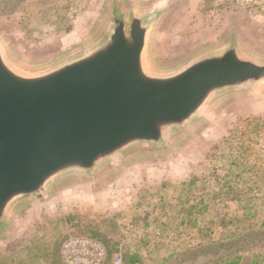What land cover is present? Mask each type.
<instances>
[{
	"label": "water",
	"instance_id": "obj_1",
	"mask_svg": "<svg viewBox=\"0 0 264 264\" xmlns=\"http://www.w3.org/2000/svg\"><path fill=\"white\" fill-rule=\"evenodd\" d=\"M107 7L87 43L43 66L22 65L0 39V238L15 239L34 214L102 206L139 177L181 169L215 123L189 142L190 132L264 87V57L235 33L170 67L152 62L162 7Z\"/></svg>",
	"mask_w": 264,
	"mask_h": 264
},
{
	"label": "rangeland",
	"instance_id": "obj_2",
	"mask_svg": "<svg viewBox=\"0 0 264 264\" xmlns=\"http://www.w3.org/2000/svg\"><path fill=\"white\" fill-rule=\"evenodd\" d=\"M128 1L138 10L164 9L153 35L152 62L157 54L173 67L221 43L230 33L237 35L247 52L264 57V0ZM108 2L0 0V39L22 65L43 66L87 43L104 23ZM246 98L239 107L229 99L220 103L210 121L184 138L190 142L195 133L204 132L206 124L215 123L208 138L198 141L193 151L189 149L190 161L181 169L139 177L122 193L124 203L156 208L149 216H139V223L147 220L148 225L132 234L144 239L151 254L144 264H217L235 257L241 264L264 263V209L236 211L216 206L207 218L198 219L196 229L189 226L194 216L188 210L189 195L196 191V200H191L198 204L204 199L207 169L214 187L222 170L264 172V87L239 99ZM185 142H177V152ZM99 213L92 204L66 203L51 212L34 214L15 239L0 238V264H61L59 249L68 232L100 239L111 254L119 241L117 227ZM111 233L114 236L109 237Z\"/></svg>",
	"mask_w": 264,
	"mask_h": 264
},
{
	"label": "crops",
	"instance_id": "obj_3",
	"mask_svg": "<svg viewBox=\"0 0 264 264\" xmlns=\"http://www.w3.org/2000/svg\"><path fill=\"white\" fill-rule=\"evenodd\" d=\"M257 162L258 161H256V163ZM204 173V199L200 200L198 204L197 201L193 202L191 200V197H194L196 200V191L190 193L189 195L188 210H193L192 213H194L191 221H189V226H192L194 229H196L198 226V219L201 216L207 218V212L212 209H218L216 206H219L221 210L236 211L264 209L263 171L256 170L255 168L251 170H245L244 168H241L235 171L222 170L220 181L217 183V187L213 186L214 178L211 176L212 173L210 170L207 169ZM151 176L153 175H148V177ZM234 190L235 195H230L229 193H233ZM122 196L123 195L105 203L102 206H97L98 212H100V215L102 214L101 216L108 218V220L114 221L113 224L117 227L115 236H118L119 240L117 245L119 243L123 244L124 259L127 261L136 262L138 264H144L146 257L150 256L151 254L149 253L148 249H146V246H144L142 243L144 242V239H141L139 236L133 237L132 234L134 230L140 231V228L148 225L147 220H145L144 224L141 225V223H139L141 221L139 216H145L146 214L151 215V213H153L152 211H155L156 208L154 207L153 209L147 210V207L143 205L142 207H138L137 205L124 203L122 200H120ZM180 204H178L179 209ZM183 205L185 206L187 203L183 202ZM210 216L213 218L212 214ZM132 221L133 224H130ZM134 222H138V224H134ZM212 223V226L216 225ZM112 236L114 235L111 233L109 237ZM152 249H155V247ZM168 255H164V258L170 256Z\"/></svg>",
	"mask_w": 264,
	"mask_h": 264
},
{
	"label": "built area",
	"instance_id": "obj_4",
	"mask_svg": "<svg viewBox=\"0 0 264 264\" xmlns=\"http://www.w3.org/2000/svg\"><path fill=\"white\" fill-rule=\"evenodd\" d=\"M59 258L61 264H138L124 259L122 243L110 254L100 239L69 232L61 242Z\"/></svg>",
	"mask_w": 264,
	"mask_h": 264
},
{
	"label": "trees",
	"instance_id": "obj_5",
	"mask_svg": "<svg viewBox=\"0 0 264 264\" xmlns=\"http://www.w3.org/2000/svg\"><path fill=\"white\" fill-rule=\"evenodd\" d=\"M217 264H241V263L239 257H235Z\"/></svg>",
	"mask_w": 264,
	"mask_h": 264
}]
</instances>
